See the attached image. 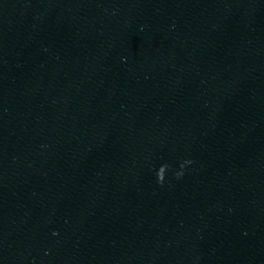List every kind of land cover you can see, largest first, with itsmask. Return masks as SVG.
Masks as SVG:
<instances>
[{
	"label": "water",
	"instance_id": "95a60500",
	"mask_svg": "<svg viewBox=\"0 0 264 264\" xmlns=\"http://www.w3.org/2000/svg\"><path fill=\"white\" fill-rule=\"evenodd\" d=\"M33 0H0V51Z\"/></svg>",
	"mask_w": 264,
	"mask_h": 264
}]
</instances>
